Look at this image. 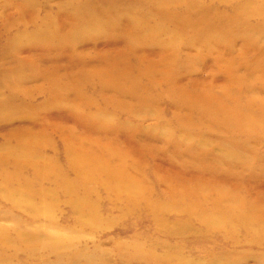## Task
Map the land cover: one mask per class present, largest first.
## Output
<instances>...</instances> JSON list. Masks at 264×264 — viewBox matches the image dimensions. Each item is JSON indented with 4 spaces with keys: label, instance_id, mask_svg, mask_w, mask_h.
Returning <instances> with one entry per match:
<instances>
[{
    "label": "rangeland",
    "instance_id": "1",
    "mask_svg": "<svg viewBox=\"0 0 264 264\" xmlns=\"http://www.w3.org/2000/svg\"><path fill=\"white\" fill-rule=\"evenodd\" d=\"M116 1V7L120 8L121 3L119 0ZM132 1L135 2V0ZM247 1L251 0H242L241 2L244 4ZM31 2L33 8L29 11L22 7L19 0H0V5L9 3L6 12L0 9V69L3 66V68H7L12 63L20 62L19 71L22 76L34 79L26 87H22L23 85L18 87V85L7 83L5 78L0 77V101L3 108L8 110L0 113V145H4L7 141L5 147H8L12 143L17 144L23 141L24 139H18V134H20L18 130L23 126L20 119L22 116H29L31 130L28 131L43 137L42 147L45 152L44 156H46L44 159L48 162L51 161L50 165H55L59 171L57 173L47 167V170L42 173L44 179L36 178L34 169L31 167H25L18 171L8 165L12 159L4 162L0 160V175H2L3 169H7L8 173H3L2 177L8 182L6 190L11 189L17 193H12L13 197L11 196V200H8L4 196L6 194L4 187L2 186L3 188L0 189L2 192L0 193V264H264V225H261L260 229L258 228L259 223L256 222H251L254 224L250 226L234 222L233 226H230L226 221L218 222L219 216L215 214L212 217L215 223L209 224L210 222H206L205 218L204 220L200 218V214L209 212L210 207L213 206L212 200L201 203V198L196 194L190 195L189 189L185 186L177 188L179 179L188 182L196 178L200 181L198 184H207L202 192L206 191L204 192L206 196L210 194L209 199L213 195V197L218 195L219 192L239 190L241 192L238 194L246 203L252 202L257 197H264V162H262L264 161V140L257 141L255 144L250 143L247 146V155L261 157V164H263H258L255 167L256 173H258L256 175H260L259 178L256 176V183H253L256 184L254 191H246L247 186L252 185V182L242 184L241 189H235L239 183L234 184V180L232 182L230 180L228 184L226 178L230 177V169L222 163L216 164L219 173L213 174V177H218L216 181H213L209 174L207 176V173L201 175V172L197 174L195 170L184 171L183 167L185 166H188L189 169L195 168V159L192 157L193 155L187 156L186 160H183V157L179 158V155L173 158L174 156L171 154L176 145L174 144V142L176 143L173 138L174 133L184 139L191 137L193 139L194 137L193 143L195 144L201 138L207 137L206 139L214 141L212 143L214 146L219 139L228 137V135L214 129L211 125L204 126L203 123H198L199 118H195V122L200 128H195V126L181 128L177 118L183 113L178 111V105L173 103L171 96H168L169 98L166 97V94V96L164 94L162 96L161 92L156 95L153 92L154 95L149 94L151 97H148L147 101L153 100L154 105L146 109L149 111L143 114L138 110H133V107L136 108L134 104L141 98L139 94L133 101L128 98L120 99L121 102L131 105V108L117 109L115 105L105 103L106 100L112 98L119 99L117 94L111 93L104 85L101 87L98 81L99 77H116L111 68L112 63H107L108 66L104 67L103 65L98 66L99 63L96 62L94 65L98 66L95 68L98 71V76L95 77L88 73L87 78L83 77L74 81L71 78L75 76V73L82 68L90 69L91 64L76 65L74 62L71 64L67 54L58 53L57 50L61 48L71 47L64 40L53 43L46 41L24 42L20 44L21 46L15 47L5 45L3 40V31L7 30L5 16L21 18V22H19L21 26L16 25V21L8 24L12 30L13 28L20 30L31 22L33 25H37L42 15L50 18L48 28H51L54 23L55 27L53 26L51 29L60 35L69 33L68 30L75 24L63 13H53L55 2L47 3L44 7L42 0H31ZM231 3L230 0L222 4L229 6ZM217 4L218 6L211 4L215 9L209 3L203 4L208 12V9H212L213 14L217 11L215 15L211 13L209 16H220L222 11L227 13V7L224 9L218 0ZM262 4H264V0ZM144 6L146 5L144 4ZM144 6L139 7V10H145L147 7ZM216 7L219 10H216ZM192 13L196 14L197 12L193 11ZM158 14L163 16L162 12ZM108 15L101 14L96 18V21L103 23L104 18ZM114 15L111 25H117L119 29L116 38L111 36L112 33L104 32L101 39H99L101 36L99 34L93 38L89 37L90 40L83 35L78 39L79 41L77 40L79 48L75 53L87 55L88 58H93L88 61H92L95 60V56L101 53L112 58L115 52L121 50L122 46L120 45V48L116 45L122 41V35L124 36L130 27L126 25L125 13L113 12ZM182 15L185 14L182 12ZM240 15L245 16L244 20L242 19L243 22L252 24L255 22L253 20H256L255 17H259L257 21L264 18V13L256 14L250 11L243 13L240 11ZM194 16H196L194 20L197 19L200 22L205 19L203 14ZM221 26L214 27L216 34H220V31L223 30V26ZM171 27L170 30L174 32L180 30L178 26L177 29L175 26ZM202 27L205 26L200 24L192 27L191 30L183 31H192L196 34L202 31ZM28 28L31 27L28 26ZM106 31L108 32V29ZM234 31V34L232 31H227L226 36L231 39L236 38V42L232 40L216 43L210 40L211 43L206 44L207 46L191 44L190 47L182 40L185 35L183 36L179 31L181 39L177 49L169 46H152L150 48L152 52H148V54L138 49L127 53L122 58L120 68L135 69L144 58V61L147 60L146 62L160 57L165 59L170 52L176 50L177 56L183 60V63L180 64L181 67L179 66L177 77V82L183 87H189L190 84L196 83L200 87L212 85V91H217L222 86H226L229 73L235 67L236 69L240 68L239 66L244 71L249 70L247 77H264V64L257 63V56L264 52V35H260L259 31L254 35L253 38L258 43L257 46H261L259 50H255L254 47H251L252 44H245V37L248 33L244 29L238 31L239 33ZM119 35L120 38H117ZM114 41H117L116 45H114ZM223 47L227 48V51L224 52L228 53V56L221 60L220 49ZM228 48L231 50L229 51ZM47 50H50L51 53ZM57 56H60L61 60L58 63L62 68V71L57 72L62 73L63 77H57V87L53 90L47 84L48 80V82H54L53 78L43 75L54 70L56 65L53 60ZM175 65L176 63L170 67L164 65L163 68L157 65L156 71L160 77H162V73L172 76L170 71L174 69ZM239 70L243 73L241 69ZM34 74L41 77H30ZM240 76L242 77L241 74ZM147 77L135 79L142 81L141 84L146 89L150 80ZM216 77L221 78L213 80L217 79ZM11 86L20 90L32 88L33 96L29 103H33L28 107L21 108L18 103L26 101L23 97L15 99ZM66 86L68 89L62 88ZM186 89L189 91V88ZM145 91L141 90L143 101L140 102L145 101ZM76 93L81 96H76ZM6 96L8 98L5 103L3 99H6ZM256 97L264 99V93L258 94ZM85 98H88L90 105L85 106V103L83 104L85 107H83L80 105V100ZM235 106L233 109H238ZM76 108L79 110L75 111ZM101 111L107 113L112 119L100 123L98 129H93L91 124L97 122V119L93 118V114ZM137 131L139 132L137 133ZM171 131L172 135L169 134V136L173 139L163 140L162 132L171 133ZM130 138L135 139L136 148H130L128 143ZM181 141L182 143H179L181 154L186 155L187 141L182 139ZM78 142L83 144V150L76 146ZM73 146L77 148H72ZM82 151L86 152L85 156H90L88 161L83 160L78 154ZM72 154L75 156L70 157L69 155ZM71 159L72 163H68V160ZM208 162L211 164L210 161ZM105 163H107V167L111 165L116 168L120 176L129 177L133 186L128 189L123 185L121 189L119 187L118 190H114L110 183L105 182L104 186L100 184L102 175L108 177L107 174H102L97 180L95 177L91 178L92 176L88 174L89 171L84 172L85 164L91 166ZM83 176L87 177V182L81 179ZM63 179L68 182V185L62 189L59 185L63 183ZM26 182L27 184H24ZM167 184L169 186H166ZM24 187L26 188L24 189ZM123 188L125 192L121 191ZM68 192L71 193L68 194ZM20 195L33 200L28 210L12 205ZM6 200L8 201L6 202ZM176 203L179 204V209L176 208ZM190 203L199 205L191 214L188 213L189 207H185L187 204L190 206ZM80 205H82V209H80ZM227 206L230 207V204L223 205L224 208ZM40 208H47L46 214L42 213L39 217L36 218V215L34 217L32 211L34 209L38 211ZM260 208L264 211L263 205H260ZM22 230L26 231L25 234H28V237L29 234L30 237L37 236L38 241L29 242L28 237L21 242L17 240L16 237ZM34 231L38 235L34 234ZM3 237L9 238L8 242H4Z\"/></svg>",
    "mask_w": 264,
    "mask_h": 264
},
{
    "label": "bare ground",
    "instance_id": "2",
    "mask_svg": "<svg viewBox=\"0 0 264 264\" xmlns=\"http://www.w3.org/2000/svg\"><path fill=\"white\" fill-rule=\"evenodd\" d=\"M19 1H21L23 8L29 11L32 10L33 3L31 2V0H19ZM35 1H38V0H35ZM227 1H230V0H226V1L218 0V2L221 3V6L224 9H226L225 7H227V13L222 11L224 13L221 12L220 16L211 15L212 16L211 17L209 16V14L212 13L211 12L212 9H208L210 12L209 13L203 4L209 3L210 6L211 4L218 6L217 0H135V2H133L132 0H119V3H121L120 8L116 7V4H117L116 0H42L43 7L47 3L55 2L56 3L54 5L55 10L53 11V13H59V12L63 13L65 16H67L68 18H71L74 21L75 24L72 27L70 26L71 28L68 30L69 33H66V35H60L59 33H57V31L56 32L52 31L51 28L54 26V23H53V26L51 24L52 26L51 28L50 27L48 28L47 25L49 23L50 18L46 15L41 16V19L39 20L40 22L37 25H33L32 24L33 22H31V24L22 27L20 30H14V28L12 30V27L9 26L8 24L16 21V25L21 26L19 23L21 22L20 20L21 18L19 19L18 16H17L18 18H15V17L10 18L9 16H5L6 17L5 27L7 28V30L3 31V40H4V44L9 45L10 47L18 46L24 42L33 43L34 41H41V42L46 41V42L53 43L55 41L64 40V42L69 43L71 47L61 48L57 50L58 53H61V55L63 53L67 54V56L71 60L70 61L71 64L72 62H74V64L76 65L91 64L90 69L86 70L82 68L81 70L76 72L75 76L71 78L74 81H76L79 78L81 79L83 77L87 78L88 73L96 77L98 76V73H97L98 71L95 69L96 67L101 66V65L106 67L108 66L107 63H112L111 68H112L114 75H116V77H99L100 80L98 81L100 82L101 87L102 85H104L107 89L110 90L111 93L117 94V98H119L118 100H115L112 98L110 100L105 101V103H111L115 105L117 109L125 108V107L131 108V105L126 104L125 102H121L120 99L128 98L133 101V99H135V96L139 94L141 98L140 100L137 101L136 104H134L136 108L133 107L134 109L133 108L132 109L138 110L141 114H143L149 111V110L146 111V109L154 105L153 100L147 101V98L151 97L149 96L150 93L153 92L156 95L157 93L161 92L162 96H164L165 94L167 95V96L165 95L166 97L171 96L173 99V103L178 105V108H179L178 111L179 112L181 111V113H183V114H180V116L177 118V120L179 121L178 123L181 125V128H185V127L189 128L191 126H195V128H200L198 124H196L195 122V118L196 119L199 118L198 123H203L204 126L206 124L207 126L211 125V127H213L214 129H218L221 132H224L225 135H228V137H223L219 139L218 143L216 142L214 146L212 144L214 141L212 142V140L206 139L207 137L204 139L201 138V140H199L198 143L195 144L193 143L194 137L193 139L192 137L184 139L179 134L175 135L174 133L173 138L174 140H176V143L174 142V144L176 145L171 154L174 156L173 158H175L176 155H179L180 156L179 158L183 157V160H186V158H188L187 156L193 155L192 157H194L195 159L194 160L195 168L189 169L188 166H185L183 167V169L185 168L184 171L190 170L192 172V170H195L197 171V174L201 172V175H203L204 173H207L206 175L208 176L209 174L211 179H213V181L214 180L216 181L218 178L215 176L213 177V174L217 172L218 170L216 164L222 163L225 166L227 165L228 168L230 169L229 170L230 177L227 176L226 178L227 183L229 184L230 180L231 182L234 180L233 181L234 184L239 183V185H237L235 189L236 188L241 189L242 184L245 185V184H249L252 182L251 183L252 185L247 186L248 189L246 191L249 192V191L255 190L256 186L254 185L256 184H253V183H256V179L260 175V174L258 176L256 175L258 173H256L257 169L255 167L256 165L264 162L262 161L261 157L256 158L255 155L251 157L247 155L248 154L247 153L248 144L250 143L255 144L257 143V141L259 142L261 140H264V99L256 97L258 94L264 93V77H247L249 70L244 71L242 70L241 66H239L240 68H237V69L236 67L235 69L231 67L233 71L231 70V72L229 73V78H228L226 86H222L217 91H212L213 90L212 85L200 87V86H197L196 83L190 84L189 87L187 86L183 87L177 82V77L179 74L178 73L179 66L181 63H183L182 62L183 60H181V58L177 56L178 52H176V50H173V52H170L165 57V59L164 57L162 58L160 57V58L152 59L151 61L146 62L147 60L144 61L145 60L144 58L141 64L138 65L135 69H130L129 67H124L123 69L120 68L122 58L125 55H127V53L136 51L138 49L143 50V52H146L147 54L148 52H152V50H150L152 46H161V47L169 46V47L177 49L178 48L177 45L181 39L180 37L181 32L183 36L185 35L184 39L182 38V40L190 47L191 44H195V45L199 44V45L207 46L209 43H211L210 40L216 43L230 42L232 40L236 42V38L231 39L230 37L228 38L226 36L227 31H230V32L232 31L233 33V31L235 30L234 31L235 33H239L238 31L244 29V31L248 33L247 36L245 37V44L246 45L252 44L251 47H254L255 50H259L261 46L260 45L257 46L258 43L254 41L253 37L255 34H257L258 31L260 35H264V18L259 19V21H257L259 17H255L256 20H253L255 21L253 24L250 22H246V21L243 22L245 16L240 15V11L242 13L250 11L251 13L253 12L256 14H262L264 13V4H262L263 0H251V1H247L244 4H242L241 2L242 0H231L232 3L229 6H226V5L224 6L222 3L227 2ZM141 4L142 6H144L145 4L146 6L144 7H147L143 11L139 10V7H142ZM8 8H9V3H4L0 5V9L4 10L5 12L8 10ZM212 8L215 9V7H212ZM192 10L197 13L193 14ZM216 10H219V9L217 8ZM164 11H166L165 14H164ZM113 12L125 13V16L127 17L126 25L130 27V30L124 36L122 35V41L118 42V45H116L117 41H114V45L122 46V48L120 46L121 50L115 52L112 58H108L107 55H105V53H101L95 56L94 57L95 60H92V61H88L93 58H88L87 55L76 54L75 51L79 48L77 46L78 45L77 40L80 39L81 36L83 35L84 37H87L90 40V38H93L95 35L99 34L101 35L99 39H101L102 34L104 32L107 34L112 33L111 36L112 37L114 36V38H116V36L118 35L119 29L117 28V25L116 26L111 25V22L113 21L112 18L115 17V15L113 16ZM146 12H149V13H146ZM160 12L163 13V16H160L158 14ZM182 12L185 15H182ZM108 13H110V15H108ZM101 14L108 15V17L104 18L105 20L103 23L96 21V18H98L99 15ZM197 14L205 15V19L202 20V22L198 21L196 18H195L196 20H194V17H196L194 15H197ZM35 19H37V17H35ZM200 24H203L205 26L204 28L202 27L203 29L200 33L198 32L195 34V33H192V31L191 32L183 31L186 29L191 30L192 27L199 26ZM170 25L173 27L175 26L176 29L178 26L180 29L179 31L181 32L179 31L174 32L170 30L172 28ZM221 25L223 26L224 31L222 30L220 31L221 32L220 34L218 33L216 34L214 32L215 28ZM28 26L31 28H28ZM109 28H112V30H109ZM107 29H108V32L106 31ZM117 38H120V35ZM50 50H47V51L50 52ZM220 50H221L220 52H222L220 58L221 60H224L228 56V53L224 52L225 50L227 51V48L223 47V49H220ZM230 50L231 49H229V51ZM230 53L229 55H231ZM235 56L237 57V55ZM235 56L234 58H236ZM59 60H61L60 56L55 57L53 60L56 65L54 70L52 72L45 73L43 75L46 77L53 78L54 82H48L49 80L47 81V84L53 90L56 89L57 87L56 86V84L58 83L57 77H63L62 73L57 72L62 69L59 64L60 63ZM257 60H258L257 63L259 65L264 64V52L263 53L261 52L257 56ZM96 62H98L99 65L95 67L94 64ZM15 63H12L11 65H9V67L7 66V68L6 67L3 68L4 67L3 66L0 69V77H2L3 79L5 78V81L7 83H12V85L13 84L18 85V87H21V85H23L22 87H26V85L31 83L32 80L34 81V79L23 77L21 72L19 71V67L21 66L20 62L16 63V65ZM175 63L176 65L174 66V69L170 71L172 76H170L168 73L167 74L162 73V77H160L158 71H156L157 65L163 68L164 65H166L167 67H170V66H173ZM142 65L143 66L145 65V68H143ZM232 65L234 66V64ZM239 69H241L243 73H241ZM240 74L242 75V77L240 76ZM166 75L168 76L166 77ZM30 77L36 78V77H41V76H36V74H34ZM46 77H45V80H46ZM137 77H147L150 79L149 85L146 86V89L144 86H142L141 84L142 81L135 79ZM216 78L217 79H213V80H218V78H221V77H216ZM11 87H12L11 91L15 99L19 97H23L26 101V102L18 103V105L21 106V108L28 107L29 105L33 103V102L29 103V100L32 99V96H33L32 88L20 90L18 88L15 89L13 86ZM62 88L68 89L67 86L62 87ZM186 88H189V91ZM141 90L142 91L147 90L144 92L145 93L144 102H140V101H143V97H142L143 93H141ZM153 93L152 95H154ZM49 95L51 97L52 94L50 93ZM76 96L80 97L81 95H78V93H76ZM5 98L6 99H3V102L7 100L8 96H6ZM87 99L86 98L81 99L80 105H82L83 107L90 105V102ZM85 103L86 105L84 106L83 104ZM235 105L237 106L238 109H233ZM78 110H79L78 108L75 109V111H78ZM7 111L8 110H5L3 108V105L1 104V101H0V113L7 112ZM27 111H28V108H27ZM93 115H94L93 118L97 119L96 123L94 122L91 124V127L93 129H98L100 123L102 122L105 123L106 121L112 119L107 113H104L102 111L100 113H96ZM20 120L23 123V126L19 128L20 130H18V132H20V134H18L19 135L18 139H24V140L17 144L12 143V145L8 147H5L7 141L5 142L4 145H0V154H1L0 160L4 162L8 159H12L10 160L11 163H9L8 165L9 167H13L15 170H18V171H21L25 167H28V168L31 167L32 169H34L36 178L44 179L42 173L43 171L47 170V167L50 170H54L58 173L59 170L56 168V166L50 165L52 162L51 161L48 162L47 160L44 159L46 156H44L45 152H44V148L42 147L43 137L38 134H32L30 131H28V130H31L30 129L31 119L29 118V116H22ZM194 123L195 125H193ZM138 132L139 131H137V133ZM140 132L143 133L142 130H140ZM179 132L181 133V131ZM162 134L164 135L162 139L165 141L167 139H171V140L173 139L171 136H169V134L172 135V131L171 133L162 132ZM18 135H15V136H18ZM202 137H203V134H202ZM181 139L183 141H187V144H188L187 148L185 149L186 155L181 154V149L179 148V143H182ZM5 140H8V139H5ZM128 143L130 145V148L137 147V144L134 138H130L128 140ZM76 146L78 147V149L80 148L82 149V147H84L83 144L79 142L76 144ZM77 147L73 146L72 148L76 149ZM75 149L73 150L75 151ZM205 149L207 150L205 151ZM67 151L69 150L67 149ZM78 154L81 155L80 157L83 160L85 159L88 161L90 159V156L88 155L85 156L86 152L82 151ZM69 156L73 157L75 156V154L74 155L72 154ZM72 161H73L72 159L68 160V163H72ZM208 161H210L211 164H209ZM185 162L189 164L187 161ZM169 163L172 164L170 161ZM6 170L3 169L2 172L5 174V172L7 173ZM85 171L87 172L89 171L88 174L92 176L91 178L95 177L97 180L100 179V176L102 174H107L108 177L105 175H102V180L100 181V184L104 186L105 182L108 184L110 183L111 184L110 186L114 188V190H118L119 187L121 189L123 185H125V187L128 189H130L133 186V183L129 177L120 176L118 173V170L116 168H113V166L111 165L107 167V163L103 165L99 164V165H91V166L85 164L84 172ZM3 173L2 175H0L1 177L0 178V185H1L0 189L4 187L6 191V194L4 195L5 198L8 200H11L10 197L13 195L12 193L14 192L11 191V189L6 190L8 182L6 181L7 179L5 178L2 179L4 175ZM217 174L219 173L217 172ZM85 176H83L81 179L84 182H87V179H86L87 177ZM178 176H179V173H178ZM178 176H177V179H178ZM6 178L8 177L6 176ZM199 182L200 181H198L196 178L191 179L188 182L181 181L179 179L177 188H180L181 186L182 187L185 186L186 188L189 189L190 195L196 194L198 195V197L201 198V203L202 202L206 203L205 201L212 200L211 203L213 206L210 207L209 212H205V214L203 215L200 214V218H203L202 220H204L205 218L206 222L207 221L210 222L209 224L215 223V221L212 220L213 219L212 217L215 214L219 216L218 222L223 223V221H226L230 226H233L234 222H239L242 225H246V226L247 225L250 226L251 224H254L256 222L257 224L259 223L258 228L260 229L264 225V211L260 208V205L264 206V197H260V198L257 197L252 202L246 203L244 200H242L241 196L238 194L241 192V190H239V191L219 192L217 193L218 195H215V197H213L214 196L213 195L209 199L208 196L210 194L206 196V194L204 193L206 191L202 192L207 187V184L205 183L198 184ZM24 184H27V182ZM66 185H68V182L63 179V183H61L59 186L62 187L63 189V187ZM166 186H169V184H167ZM214 187L216 186L214 185ZM25 188L26 187H24V189ZM124 188L121 191H124ZM70 193L71 192H68V194ZM22 196L23 195H20L18 199H15L12 205H15L16 207H20V208L24 207V209L28 210L33 200L26 196L25 197L23 196L24 197L23 198ZM8 200H6V202ZM224 204L226 205L230 204V207L227 206L224 208L223 207ZM36 206L35 207L33 206V208H36ZM198 206L199 205H197V203L195 205L190 203V206L189 204L185 205L186 208L189 207L188 213L190 214L191 212L193 213V210H195L196 207ZM183 207H180V209L181 208L183 209ZM176 208L179 209V204L177 203H176ZM80 209H82V205H80ZM46 210L47 208H40L38 209V211L37 209H34L33 210L34 212L32 211V213H34V217L36 215V218H37L42 213L46 214ZM248 211L253 212V213H250ZM251 222H254V223H251ZM181 226H184V225H181ZM25 233L26 231L24 230L20 231L18 233L19 236L16 237L17 240L21 242L26 237H28V234L26 235ZM34 234H37V233L34 231ZM3 238H4L3 240L4 242H8L9 238L8 239H6L5 237ZM28 238L30 240L29 242H32L33 240L38 241L37 236L30 237V234H29Z\"/></svg>",
    "mask_w": 264,
    "mask_h": 264
}]
</instances>
